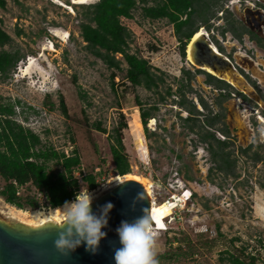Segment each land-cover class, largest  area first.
<instances>
[{
  "label": "rangeland",
  "instance_id": "obj_1",
  "mask_svg": "<svg viewBox=\"0 0 264 264\" xmlns=\"http://www.w3.org/2000/svg\"><path fill=\"white\" fill-rule=\"evenodd\" d=\"M57 1L7 0L6 6L0 7V26L14 38L5 48L19 49L23 54L11 76L0 79V103L17 105L20 100L13 118L40 135L38 148L53 146L59 152L68 153L75 149L81 157L84 173L101 172L97 174L99 185L93 189L96 190L93 194L99 195L95 200L113 184L105 187V183L122 175L115 168L110 146L114 141L111 138L114 128L122 120L127 122L123 129V144L131 169L127 174L143 175L152 184L151 199L172 206L171 218L166 221L167 230L157 228L158 264H230L222 259L225 250L243 247L256 255L257 264H264V163H254L237 150L240 176L225 177L218 172L210 178L208 169L213 163L208 151L197 141L196 134L181 124L177 115L179 109L171 104L161 107L157 119L149 120L151 135L148 136L136 97L145 102L154 95L126 78L125 61L123 70H115L85 48L79 26L84 15L81 4H73L71 0ZM62 3L72 5L74 10ZM260 3L256 7L250 4L240 7L236 3L230 5L229 10L248 27L245 10L249 9L247 13L255 23L250 26L264 34V0ZM122 22L132 32L130 51L148 60L154 69L164 71L169 82L182 74L183 67L193 70L196 67L188 61L187 51L185 55L182 53L174 26L167 18L146 17L139 3L133 16L122 17ZM223 24L222 17L214 19L210 33L214 31L224 53L231 55L235 65L258 85L255 88L243 73L237 72L240 76L236 77L235 87L246 93L250 101L234 95L225 103L228 108L226 121L236 147L264 143V121L260 119L264 118V51L248 35L239 41L230 32L220 34L217 26ZM54 29L69 32V38L56 35ZM31 57L34 69L24 76L23 68ZM193 83L209 102L213 101L217 92L207 85L205 74L197 73ZM61 96L65 99L67 114L61 108ZM97 122L102 123L105 132L95 127ZM217 135L223 138L221 133ZM261 152L264 154V148ZM49 167L60 168L53 160ZM3 184L0 176V186ZM81 188L87 189L86 183ZM30 190L23 188L20 192L25 197L38 196L43 205L44 197L34 187ZM188 196L190 199L185 201ZM9 207L17 208L0 196L1 218L8 219ZM207 231L209 238L198 237Z\"/></svg>",
  "mask_w": 264,
  "mask_h": 264
},
{
  "label": "trees",
  "instance_id": "obj_2",
  "mask_svg": "<svg viewBox=\"0 0 264 264\" xmlns=\"http://www.w3.org/2000/svg\"><path fill=\"white\" fill-rule=\"evenodd\" d=\"M150 1L152 0H98L94 3L82 4L84 15L79 26L81 36L86 42L85 48L109 68L115 70H123L122 63L125 61L126 78L134 86H144L154 95V98L145 102L136 97L141 122L148 136L151 135L148 122L152 118L157 119L156 114L162 106L171 104L179 109L177 115L181 124L189 132L196 134L197 141L204 144L210 155L213 163L208 169L210 178L218 172L225 177L240 176L237 172L238 162L235 156L237 150L254 163H264V154L261 152L264 143L236 147L232 130L226 121L228 108L225 103L234 95L250 101L247 94L227 80L197 67L194 70L183 67L182 74L174 77L173 82H169L164 71L154 69L148 60L130 51L132 32L122 22V17L131 18L134 9L141 3L146 17L167 18L174 26L175 35L184 55L192 36L202 27L207 31L213 30V20L221 17L225 20V24L217 26V30L222 35L230 32L239 41L248 35L262 49H264V37L245 26L234 17L229 8H225V2L228 0H153L152 4H149ZM256 3L261 5L259 1ZM6 4L7 0H0V7H5ZM221 11L223 15L219 16ZM212 37L218 49L224 53V48L213 34ZM13 42L14 38L11 34L0 26V79L9 78L23 58L19 49L5 48ZM228 56L232 58L231 55ZM237 68L252 86L258 88L256 81L244 73V70ZM197 73L205 74L207 85L217 92L212 102L196 90L193 82ZM115 75L113 72L112 76ZM60 102L64 114H67V105L63 96L60 97ZM17 103L19 105L20 100ZM17 105L0 103V176L4 182L0 186V196L9 204L21 209L55 208L63 205L65 201L74 200L84 183L88 189H95L99 185L97 174L101 172L85 171L84 173L81 157L75 149L68 153L59 152L53 146L48 149L38 148L41 144L40 135L13 118ZM180 111L186 112V115L181 114ZM101 125V122H97L95 127L105 132ZM126 127L127 122L122 120L120 125L114 128L111 136L114 141L110 146L115 168L122 175L131 172L123 144V129ZM217 133H221L223 138ZM195 145L197 146V143ZM52 160L59 165L58 170L50 169L49 162ZM77 170L82 171L81 179L75 175ZM186 177L183 176V179L188 182ZM32 187L44 197L43 205L41 201L39 202L38 196L25 197L20 192L23 188L30 190ZM208 232H201L198 237L209 238ZM188 242L191 244L192 240ZM224 253L222 259L230 264H257L256 255L247 252L244 247L226 249Z\"/></svg>",
  "mask_w": 264,
  "mask_h": 264
},
{
  "label": "water",
  "instance_id": "obj_3",
  "mask_svg": "<svg viewBox=\"0 0 264 264\" xmlns=\"http://www.w3.org/2000/svg\"><path fill=\"white\" fill-rule=\"evenodd\" d=\"M247 10L250 26L253 17ZM208 39L215 44L209 36ZM231 65L238 71L233 61ZM139 193H145V198L137 199ZM107 202L114 207L109 212L107 226L102 229L107 236L100 241L95 253L86 250V244L82 243L69 255H63L54 245L60 231L54 225L31 229L0 217V264H115V250L122 247L116 229L121 221L132 222L143 216L145 208L151 211L152 200L142 183L129 179L104 192L91 205L92 211L99 214L100 206Z\"/></svg>",
  "mask_w": 264,
  "mask_h": 264
},
{
  "label": "clouds",
  "instance_id": "obj_4",
  "mask_svg": "<svg viewBox=\"0 0 264 264\" xmlns=\"http://www.w3.org/2000/svg\"><path fill=\"white\" fill-rule=\"evenodd\" d=\"M229 1L230 0L227 2L229 3ZM78 4L82 5L88 3ZM207 33L212 39L210 36L212 33H210V31H207ZM69 36L70 34L68 32L66 38H69ZM225 55L228 56L227 54ZM117 182L120 184L124 183ZM111 183H105V187ZM190 196L186 197L184 200H189ZM143 198H145V193H139L137 199ZM93 199L94 194L89 192L88 187L87 189L81 188L76 194L75 200L65 201L63 206L57 208L58 211L54 213H46L40 220V223L34 225V227L39 228L51 224L60 229L58 238L54 241V245L63 255H69L82 243L86 244V250L95 253L99 248L100 241L107 236V233L102 231V229L107 226L108 215L114 205L111 202H107L100 206L99 214H96L91 208ZM174 202L178 203L177 201ZM143 211V216L136 218L132 222L126 220L121 221L120 226L116 229L122 247L115 250V264H158L159 232L157 227H154V216L150 209L145 208ZM168 218H171V215L165 218L163 227H160L159 230H167L166 221Z\"/></svg>",
  "mask_w": 264,
  "mask_h": 264
},
{
  "label": "bare ground",
  "instance_id": "obj_5",
  "mask_svg": "<svg viewBox=\"0 0 264 264\" xmlns=\"http://www.w3.org/2000/svg\"><path fill=\"white\" fill-rule=\"evenodd\" d=\"M57 1V0H55ZM73 4H78L80 2L84 3L87 1H94V0H71ZM58 2V1H57ZM61 5L66 6L68 4L62 3ZM67 7V6H66ZM67 8H70L71 10H74L72 5H68ZM54 33L56 35H62V37L65 39L67 37V31L61 32V30L54 29ZM211 39V38H210ZM45 50L46 47H43ZM187 51V59L189 62H191L194 66H198V68L204 69L207 72L223 78L233 84L234 86H237L238 82L236 77L240 76L238 71L231 65V60L228 56H226L224 53H222L220 50L216 48V44H213L208 39V33L204 27L200 28L190 39V41L187 44L186 47ZM43 56V54H41ZM33 58L31 57L30 62L26 65L25 68H23V75L27 76L28 74L32 73L31 69L33 67ZM36 68V67H35ZM40 71V69H39ZM34 72V71H33ZM23 76V77H24ZM242 77V76H241ZM240 81V80H239ZM240 83V82H239ZM261 117V116H260ZM262 121H264V118H260ZM153 121L151 120V123ZM264 137V135H263ZM136 180L143 184L145 187L147 193L149 196L152 195V184L147 182V178L141 176L138 173L134 174H125V175H119L112 179V186L109 189H113L116 186L120 185L119 182H124L125 180ZM149 179V178H148ZM150 181V180H149ZM110 182V183H111ZM96 190H92L91 193H95ZM101 192V191H100ZM99 195L95 194L93 202L95 201V198H97ZM101 196V194H100ZM151 198V197H150ZM153 198V197H152ZM75 200V199H74ZM152 200V199H151ZM73 201V200H72ZM92 202V204H93ZM91 204V205H92ZM58 206L55 208L50 209H31V210H24L16 207H9V221L15 222L17 224H20L21 226H29L31 229H41L45 228L47 225L41 226L39 228L34 227V225L40 223V220L43 218V216L46 213H54L55 211H58L57 208L62 207ZM172 212V206L168 204L167 202L158 203L154 200H152L151 205V213L154 216V227L155 225L160 224L161 221H164L165 218L170 215ZM2 214V213H1ZM5 219V218H4ZM6 219V220H8ZM49 225V224H48ZM28 228V229H29ZM158 228V225H157ZM160 228H158L159 230Z\"/></svg>",
  "mask_w": 264,
  "mask_h": 264
},
{
  "label": "built area",
  "instance_id": "obj_6",
  "mask_svg": "<svg viewBox=\"0 0 264 264\" xmlns=\"http://www.w3.org/2000/svg\"><path fill=\"white\" fill-rule=\"evenodd\" d=\"M256 1H260V0H230L229 3L226 4V7L230 8V5L233 4H239V6H245L246 4H250L252 7H256ZM219 15H223V11L219 12ZM212 34H214V31L211 32ZM82 170L84 171V169L82 168ZM79 173V174H78ZM78 173L75 172V175L79 178L82 177V171L78 170Z\"/></svg>",
  "mask_w": 264,
  "mask_h": 264
},
{
  "label": "flooded vegetation",
  "instance_id": "obj_7",
  "mask_svg": "<svg viewBox=\"0 0 264 264\" xmlns=\"http://www.w3.org/2000/svg\"><path fill=\"white\" fill-rule=\"evenodd\" d=\"M251 16V15H250ZM252 17V16H251ZM247 19V22H248V17L246 18ZM250 20H253L252 18H250ZM251 25L255 26V23L251 22ZM249 28L252 29L251 26H248ZM256 28V27H255ZM255 28H253L252 30H254ZM257 34H260L259 31L257 29L254 30ZM261 36L264 37V34H260ZM256 44V43H255ZM257 47H259L258 45H256ZM260 48V47H259ZM262 51H264V49L260 48Z\"/></svg>",
  "mask_w": 264,
  "mask_h": 264
},
{
  "label": "snow or ice",
  "instance_id": "obj_8",
  "mask_svg": "<svg viewBox=\"0 0 264 264\" xmlns=\"http://www.w3.org/2000/svg\"><path fill=\"white\" fill-rule=\"evenodd\" d=\"M158 226H159V227H163V225H162V224H158Z\"/></svg>",
  "mask_w": 264,
  "mask_h": 264
}]
</instances>
